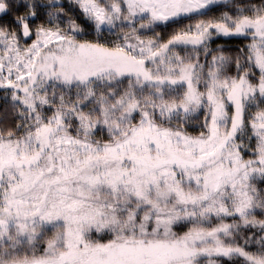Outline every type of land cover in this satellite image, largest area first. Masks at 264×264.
<instances>
[{
	"label": "snow or ice",
	"instance_id": "1",
	"mask_svg": "<svg viewBox=\"0 0 264 264\" xmlns=\"http://www.w3.org/2000/svg\"><path fill=\"white\" fill-rule=\"evenodd\" d=\"M0 264H264V0H0Z\"/></svg>",
	"mask_w": 264,
	"mask_h": 264
},
{
	"label": "trees",
	"instance_id": "2",
	"mask_svg": "<svg viewBox=\"0 0 264 264\" xmlns=\"http://www.w3.org/2000/svg\"><path fill=\"white\" fill-rule=\"evenodd\" d=\"M67 2H68V0H64V3H67ZM168 31L170 32L171 29H169ZM218 43H223V41H218ZM225 46H226V47H231V48H236L237 46H240V45H239V42H238V41L233 40V41H230V42H229L228 44H226ZM189 131L191 132L192 129L189 128ZM197 131H198V130H197Z\"/></svg>",
	"mask_w": 264,
	"mask_h": 264
},
{
	"label": "rangeland",
	"instance_id": "3",
	"mask_svg": "<svg viewBox=\"0 0 264 264\" xmlns=\"http://www.w3.org/2000/svg\"><path fill=\"white\" fill-rule=\"evenodd\" d=\"M192 23H194L195 21L193 20V21H191ZM185 23H188V21H185ZM150 34V33H149ZM191 128V127H190ZM197 130H199V129H197ZM193 134H195V133H193Z\"/></svg>",
	"mask_w": 264,
	"mask_h": 264
}]
</instances>
